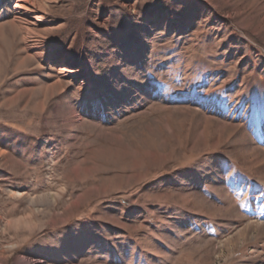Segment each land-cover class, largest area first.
<instances>
[{"label": "rangeland", "instance_id": "1", "mask_svg": "<svg viewBox=\"0 0 264 264\" xmlns=\"http://www.w3.org/2000/svg\"><path fill=\"white\" fill-rule=\"evenodd\" d=\"M18 2L0 264H264V0Z\"/></svg>", "mask_w": 264, "mask_h": 264}, {"label": "bare ground", "instance_id": "2", "mask_svg": "<svg viewBox=\"0 0 264 264\" xmlns=\"http://www.w3.org/2000/svg\"><path fill=\"white\" fill-rule=\"evenodd\" d=\"M14 9L16 11V16H18L19 19L23 20L27 24H30L40 22L42 20L44 6L41 0H19ZM60 69L63 74H67L68 76L74 75L77 71H80L78 68L69 69L61 67Z\"/></svg>", "mask_w": 264, "mask_h": 264}]
</instances>
